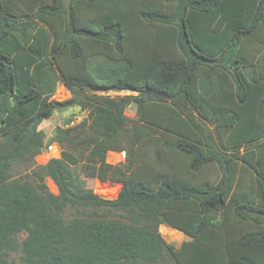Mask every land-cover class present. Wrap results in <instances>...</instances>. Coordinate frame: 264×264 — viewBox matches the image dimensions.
Listing matches in <instances>:
<instances>
[{
    "label": "trees",
    "instance_id": "16d2710c",
    "mask_svg": "<svg viewBox=\"0 0 264 264\" xmlns=\"http://www.w3.org/2000/svg\"><path fill=\"white\" fill-rule=\"evenodd\" d=\"M59 81L71 94L63 101L52 99ZM111 90L138 94H98ZM76 105L88 116L49 140L61 156L33 172L36 183L13 179V162L46 146L42 122ZM109 151L125 161L109 163ZM80 163L122 182L117 196L78 185ZM66 205L124 219L65 221ZM161 224L190 239L176 249ZM167 257L264 264V0H0V264Z\"/></svg>",
    "mask_w": 264,
    "mask_h": 264
},
{
    "label": "rangeland",
    "instance_id": "374dc122",
    "mask_svg": "<svg viewBox=\"0 0 264 264\" xmlns=\"http://www.w3.org/2000/svg\"><path fill=\"white\" fill-rule=\"evenodd\" d=\"M65 93V94H64ZM98 94H106L113 97H125L130 95H137V91H129V90H117V91H106V92H100ZM71 96L70 91L66 87L63 81H59L57 83L56 92L54 93L52 99H55L57 101H63ZM89 109L83 108L78 105L71 106L65 110H55L52 114V116L44 120L42 124L39 126L40 129H42L45 132V141L50 140L55 132L56 127L58 126H71L76 125L80 123L83 119H85L88 116ZM125 115L129 120V124H131L133 121L138 119L137 116V108L135 104H130L126 110ZM210 128L213 132V137L217 145H220L218 141V136L216 131L214 130V126L210 125ZM126 153L125 151L115 152V151H109L107 153V161L112 164H119L122 161L119 159L125 160ZM151 159L153 161H156L155 153L152 150L150 153ZM49 156L47 155H36L32 159L31 156H28L27 158H21L13 162L11 166V175L13 179H19L24 178L28 179L32 183H36L37 178L34 175V171H40L42 173L43 166L47 163L49 160ZM124 162V161H123ZM83 163L71 166L75 181L79 185H84L87 188L93 189L97 194H99L101 197L107 198V199H113L117 196L120 188L121 183L118 181H112V180H101L99 177L95 175H88L83 171L82 167ZM93 172V171H92ZM43 174V173H42ZM93 174V173H92ZM45 183L50 191L54 193H59V190L57 188V185L55 182L49 177L45 176ZM123 211L117 210V209H110L107 207H83V206H77V205H66L64 207L63 211V218L65 221H68L69 219H72L74 217H94V216H100V217H106V218H113V219H124L123 218ZM167 224H161L159 226V232L161 233L164 240L172 244L176 249H179L183 242L187 241L189 237L185 235L183 232L180 233L176 231L174 236H169L167 233L168 229L174 231L173 227L169 226ZM173 228V229H172ZM177 230V229H176ZM170 232V231H169ZM26 236V233L24 231L19 233V241H22ZM21 251L12 252L9 256V260L17 263L20 259ZM158 264H169V258L167 257L166 261Z\"/></svg>",
    "mask_w": 264,
    "mask_h": 264
},
{
    "label": "built area",
    "instance_id": "2783aa9c",
    "mask_svg": "<svg viewBox=\"0 0 264 264\" xmlns=\"http://www.w3.org/2000/svg\"><path fill=\"white\" fill-rule=\"evenodd\" d=\"M48 141L49 140H47V144L45 147H43V150L40 154L47 155L51 158L60 157L61 156L60 144L57 141H49V142Z\"/></svg>",
    "mask_w": 264,
    "mask_h": 264
},
{
    "label": "crops",
    "instance_id": "0c3cea01",
    "mask_svg": "<svg viewBox=\"0 0 264 264\" xmlns=\"http://www.w3.org/2000/svg\"><path fill=\"white\" fill-rule=\"evenodd\" d=\"M64 94H65V93H64ZM115 152H119V151H115ZM38 155H40V154H38ZM125 159H126V157H125ZM119 160H120V161H122V160L125 161L124 158H123V159L121 158V159H119ZM123 161H122V162H123ZM118 182H120V181H118ZM120 183H121V186H122V182H120ZM166 227H169V226H166ZM172 229H173V228H172ZM173 230H174V231L171 232V230L168 229L167 233L169 234V236H174L175 233H176V231H178V230H176V229H173ZM169 231H170V232H169ZM178 232L180 233V231H178ZM189 239H190V238H189ZM189 239H188V240H189Z\"/></svg>",
    "mask_w": 264,
    "mask_h": 264
}]
</instances>
